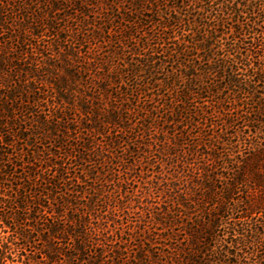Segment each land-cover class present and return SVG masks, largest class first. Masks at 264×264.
Returning a JSON list of instances; mask_svg holds the SVG:
<instances>
[{
  "label": "trees",
  "instance_id": "trees-1",
  "mask_svg": "<svg viewBox=\"0 0 264 264\" xmlns=\"http://www.w3.org/2000/svg\"><path fill=\"white\" fill-rule=\"evenodd\" d=\"M153 2L0 0V264L34 263L23 253L36 249L29 220L50 201L60 207L46 261L130 264L138 231L117 219L109 196L97 209L116 167L126 175L143 160L123 164L136 152L116 155L123 142L144 153L154 145L175 174L165 182L173 204L152 213L162 228L148 225V264H264V0H167L179 5L164 15ZM135 111L143 129L130 139ZM48 142L62 156L45 153ZM71 149L74 165L100 161L99 173L75 172ZM90 173L100 183L92 190Z\"/></svg>",
  "mask_w": 264,
  "mask_h": 264
},
{
  "label": "rangeland",
  "instance_id": "rangeland-1",
  "mask_svg": "<svg viewBox=\"0 0 264 264\" xmlns=\"http://www.w3.org/2000/svg\"><path fill=\"white\" fill-rule=\"evenodd\" d=\"M116 1V2H123L124 0H110V3ZM144 2V1H142ZM169 5H179V3H175V2H167V0H160L159 3H146L147 7L150 9L152 8L153 10L158 9V7L161 8V14H165V13H169L168 10L165 9V6ZM127 8H133L131 7L130 3H125ZM123 15L126 16V19H136L137 21H141L144 23L145 20H149V19H154L157 18L156 15L153 13H150L148 11L144 12V17L138 15V14H126V11H121ZM151 16V18H147V16ZM146 22V21H145ZM98 25V23H97ZM148 31V30H147ZM141 33H144L145 31H140ZM139 34V33H136ZM139 36V35H138ZM141 37V36H139ZM187 39H189V37H186ZM144 44V41L140 42V45L142 46ZM143 100V99H142ZM142 100L139 99V101L141 102ZM143 101L141 102L140 105H142ZM148 104V103H147ZM126 106L134 109V105L131 104L130 102L126 103ZM141 114V113H139ZM143 115V113L141 114ZM128 117L131 118L133 125H132V129L133 131L131 132V134H129V138H133L135 137L137 134L140 133V131L143 129L142 125L139 123L140 121V115H138V113L135 111L134 113H128ZM147 117V116H146ZM148 120V118H147ZM138 122V123H137ZM162 124V123H160ZM153 134L155 133L154 131H151ZM150 131L145 132L144 134V138L147 139L148 141V137L150 136V134H152ZM110 133V132H109ZM156 134V133H155ZM115 137H117L120 141L125 140V136L124 134L116 133L114 134ZM22 136V135H21ZM159 136V135H156ZM106 139V138H105ZM100 140H104V138L101 137ZM152 143V142H151ZM38 145V144H37ZM35 144V146H37ZM35 146L32 147H27L25 146V149L28 150H34L36 149ZM42 146V145H39ZM46 146H48L49 148H45V153H50L51 152H55V154H57V156H62L61 152L59 151L56 147H53L49 142L46 144ZM123 146V147H122ZM143 146V145H141ZM154 146V145H153ZM150 147V151H148V153H144V150H147V147H142V150H137V147L135 146V144H133V142L129 143V146L126 145L125 142H123L121 144V147H115L114 152L116 155L122 156L125 151L124 148H130L131 150H136V152H134V154L131 153L129 159L123 161V164H125L126 162H133V158L136 157H140L143 160L137 162V167H135L134 169H132L131 171H128V173L125 175L124 172L125 171V166L120 165L119 167H116L117 172L114 173L113 176V183H104L103 187H102V193L99 192V206L97 207V209L99 211H103L104 209H102L101 206H103V198L102 195H106L110 197V206L117 208V219L120 220L121 222H123L124 226H126L127 224H130V228L131 230L135 229L138 232H132V238L130 239V242L127 244L128 246V250L130 252V260L131 263L130 264H141L140 261H138V259H135L137 252H139L140 250H143L146 254V261L148 264V249H150V246L148 245V237H151V232H148V225L149 227H155V228H159L161 229L162 226L159 225L160 223L155 221V219L152 218V213H158L159 211H165V209H168V206L172 205L173 203L171 202V199H169L168 197V193H165L166 191V180L169 179L172 180L174 177V170L168 167V164H159L157 161L160 159V154L159 152H157L156 147ZM29 150V151H30ZM47 150V151H46ZM50 150V151H49ZM84 151V150H83ZM43 155V154H42ZM77 155V153L71 149L70 151V156L66 157V159H70L69 162L71 164V166H73V169H75V172L80 173V170H82V168H86V169H90L93 168L92 170H94V172H98L99 173V169H100V161H96L94 162H85V161H80L83 164V167H80L78 165H74L77 163H73L75 161V156ZM50 156V155H49ZM44 157V155H43ZM65 159V161H66ZM25 160H27V156L25 157ZM138 160V159H137ZM73 161V162H72ZM118 161V160H117ZM120 161V160H119ZM166 161V159H165ZM36 164H38V166H46V163H42V162H36L34 161ZM168 163V160L166 161ZM102 169V168H101ZM119 172V173H118ZM41 174L45 177V178H49V172L42 169ZM91 174V173H90ZM97 175V173H96ZM95 173H92L90 176H83L85 180H87V183H85V186L87 188H89V190H92L91 187H97L98 188V184L97 186H95V181L96 179H94ZM42 182V184H41ZM160 184V186L157 187L156 184ZM45 182L43 180H40V185H42L40 187V190L42 191H46L44 190V185ZM81 185H83V183H81ZM155 186V187H154ZM73 189H77V187H74ZM64 191H66L65 187H61L60 189L56 190V194L53 195L54 199H58L60 198V194H62ZM93 192V191H91ZM102 194V195H101ZM86 197H88V194H85ZM108 198V197H107ZM53 200V199H52ZM48 200L45 198H42V204L45 205L46 202ZM78 201L79 204L82 203H86V198H79L78 200H74L73 202ZM51 204L46 205L48 207L42 208L43 210H46L47 213L40 215L39 210L38 211H34V218L32 220H29V225L31 227H28L30 230L29 234L31 235V237L34 239L35 243H32V246H35L36 249H34V247L28 248V251H24V254H30V258L32 257V259L34 260V263H29V264H53L51 262H49L48 260L46 261V255L43 252H48L49 249L47 247V241L48 240V236L49 233L47 231V228L50 226L49 223L50 222V214L54 211L53 210V204L55 205V207H60V205L55 202V201H50ZM121 208L120 210H118V208ZM70 216L74 217H78L79 214L76 210L74 211H70ZM101 215L102 213L99 212ZM104 216V215H102ZM112 216V215H111ZM71 218V217H70ZM159 218V217H158ZM163 222H165V220H163ZM115 226H118L117 224ZM133 228V229H132ZM155 228L152 229V231L155 230ZM125 230V229H124ZM145 230V233L143 232ZM127 230L126 233L122 234L123 238L128 239V234H127ZM4 235V234H1ZM6 235V234H5ZM118 235V237H117ZM117 235L114 236V239L116 238H120L121 237V233L118 232ZM152 238V237H151ZM33 251V252H32ZM112 256V254H110ZM24 258V257H23ZM109 259V258H108ZM42 260H45L42 262ZM29 262H31V260H29ZM158 262L155 261V263L153 261H150V264H157ZM9 264H23L22 262H14L11 263L9 262Z\"/></svg>",
  "mask_w": 264,
  "mask_h": 264
}]
</instances>
